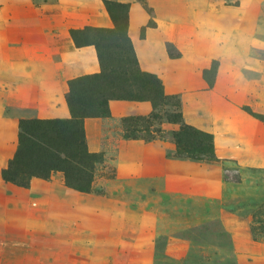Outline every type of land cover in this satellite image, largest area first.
I'll return each mask as SVG.
<instances>
[{"label": "crops", "instance_id": "obj_1", "mask_svg": "<svg viewBox=\"0 0 264 264\" xmlns=\"http://www.w3.org/2000/svg\"><path fill=\"white\" fill-rule=\"evenodd\" d=\"M112 1L130 4L128 35L139 66L156 75L167 94L181 95L185 121L213 133L219 158L246 159V165L264 168L262 125L240 103L252 96L251 107L264 112L257 105L264 98V81L258 71L228 67L229 59L240 58L237 44L246 43V34L224 33L220 22L199 15L203 12L195 6H179L195 13L187 20H167V0ZM86 26L114 27L105 0H43L40 5L0 0V264H182L175 238L162 247L157 243L166 233L163 222L171 217L183 221L165 208L187 210L196 198L195 185L202 187V197L219 198L223 179L210 166L167 158L160 139H122L112 149L103 133L107 118L85 119L90 151L115 158L118 177L105 194L69 188L61 172L49 180L34 177L28 188L2 177L18 148L20 120L70 119L69 81L101 72L95 45L77 47L70 34L72 28ZM169 43L180 56L170 55ZM215 60L219 65L210 86L204 72ZM109 109L112 117L122 118L148 116L154 106L111 100ZM148 169L157 171L156 182L125 179ZM151 189L164 206L155 209L149 193L139 194Z\"/></svg>", "mask_w": 264, "mask_h": 264}, {"label": "rangeland", "instance_id": "obj_2", "mask_svg": "<svg viewBox=\"0 0 264 264\" xmlns=\"http://www.w3.org/2000/svg\"><path fill=\"white\" fill-rule=\"evenodd\" d=\"M42 1L33 0L34 4L37 5L42 4ZM52 2L54 0H49V3ZM166 5L169 11L167 10L165 12L166 15L163 16L167 20L172 18L187 20L188 16H193L195 13L180 11L179 6L183 7V9L186 6H195L200 8V12H203L202 14L199 13V15L211 16L215 21L220 22L224 26V33H245L246 43L242 44L240 41L237 44L240 58L231 61L229 59L228 67L255 71L256 73L258 71L264 81V0H167ZM97 39L106 69L104 72L105 78L100 79L99 91H95V96L97 97L98 93V96L104 97L105 100L110 97L128 98L131 93H135L138 91L137 89L141 88L140 81L142 78L138 71L139 68L136 67L131 56V51L129 49L128 51H123L116 48V41L108 40L106 35L98 36ZM169 44L174 54L180 56L181 53L175 45ZM124 49L126 50L127 46H124ZM124 59L127 60L124 62ZM214 63L218 67L219 61L215 60ZM209 78L212 83L215 82V76L213 77L211 73ZM262 90L264 91V88ZM167 95L175 96L174 102L180 101V107L178 108L181 110V95ZM145 101L152 102L151 100ZM250 101H253L252 96L242 97L240 100L241 105H243L242 109L245 111L244 108L248 107L253 112L262 115L263 119H256L261 123L263 128L261 131L264 135V112L253 109L251 104H249ZM257 105L264 110V98L258 99ZM153 106V112L159 113L162 116L161 119L151 118L150 115L153 112L148 116L130 115L114 118L111 116L109 109L110 116H103L107 118V123L103 128V133L108 138L107 146L110 147L111 144L112 149H118L116 147L119 143L118 140L122 139L144 140L145 142L160 139L162 140V145H164L166 157L178 159L173 155L177 151L173 133L180 130L183 124L164 121V117L167 114L176 111V105L173 102H169L168 104L160 103L156 105L157 107L155 104ZM183 123L191 125L185 119ZM194 127L202 130L196 126ZM159 130L162 131L160 132ZM202 131L210 133L205 130ZM129 135L134 138H126ZM110 137H113L112 141ZM102 153L104 154V161L97 165L96 175L92 183L93 191L91 192L96 191L100 194H105L109 192L107 185L117 179L118 173L115 158L104 152ZM221 159L220 163L203 162L204 164L200 161L184 159L200 165L210 166L212 171L221 173L223 191L219 198L206 199L202 197V187L195 185L193 186V191H195L196 198L192 199L191 205L187 206V210L179 213L177 207L173 205L165 208L169 214H175L178 218L181 216L183 221L175 222L174 218L171 217L170 220L163 222L165 226L164 232L166 233L158 237L157 243L159 247H162L169 241L172 242L175 238L180 243L182 264H251L255 260H264V168L246 165L244 163L246 159ZM224 168L230 169L227 173L230 179H238L239 181H228L225 178ZM148 170L150 171L146 170L143 175L133 174V177L127 175L125 179L139 182H156L157 171ZM198 174H191V176L198 178ZM141 192L149 193L148 198L151 207L156 209L159 205L164 206V203L159 201L157 197L156 189L139 191V194ZM147 199L145 202H147ZM168 213L167 215H169ZM254 215L259 218V225L263 226L259 230L258 238L250 230ZM246 222L250 225V231L247 230ZM246 230L249 232L248 238L245 236ZM255 242H259L261 247H255Z\"/></svg>", "mask_w": 264, "mask_h": 264}, {"label": "trees", "instance_id": "obj_3", "mask_svg": "<svg viewBox=\"0 0 264 264\" xmlns=\"http://www.w3.org/2000/svg\"><path fill=\"white\" fill-rule=\"evenodd\" d=\"M105 4L114 23L112 29L87 26L70 30L71 37L77 47L95 45L103 73L82 76L69 81L67 102L72 115L70 119L24 118L20 120L17 151L9 161L8 166L2 171V177L6 182L28 188L34 177L49 180L53 173L61 172L69 188L85 193L93 191L92 183L96 175L97 165L104 161V154L90 151L86 141L84 123L87 118L110 116V100H151L155 106L160 103H175L176 111L164 117L165 122L183 124L180 130L173 133L177 146V151L173 155L177 158L207 163H220L222 161L215 152L213 133H206L183 123L184 116L178 108L180 101L174 102L175 96H169L165 93L163 83L156 75L141 70L128 35L130 4L112 0H105ZM152 25L154 23L151 22ZM144 32L145 29L142 31V36H144ZM104 35L107 36L108 40L116 41V48L123 51L129 49L136 67L139 68L138 71L142 76L141 88L137 89L138 91L135 93H131L128 98L110 97L105 100L104 97L98 96V93L97 97L95 96V91H99L100 79L105 78L106 67L97 39L98 36ZM124 46H127L126 50ZM167 48L172 57L179 56L174 54L170 44L167 45ZM217 68L214 63L210 69L204 72L210 86L213 83L209 75L211 73L214 77ZM146 92L148 93L146 94ZM244 109L251 116L257 119L262 118V115L253 112L248 107ZM150 117L161 119L162 116L153 112ZM130 137L134 138L130 135L126 138ZM224 170L225 178L228 181H239L228 177L229 168H224ZM259 223V218L254 215L251 231L256 238H258L259 230L263 227Z\"/></svg>", "mask_w": 264, "mask_h": 264}]
</instances>
